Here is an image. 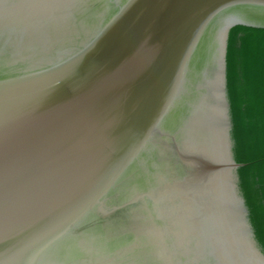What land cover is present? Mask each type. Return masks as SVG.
Segmentation results:
<instances>
[{
    "label": "water",
    "instance_id": "obj_1",
    "mask_svg": "<svg viewBox=\"0 0 264 264\" xmlns=\"http://www.w3.org/2000/svg\"><path fill=\"white\" fill-rule=\"evenodd\" d=\"M237 25L264 0H0V264H264Z\"/></svg>",
    "mask_w": 264,
    "mask_h": 264
},
{
    "label": "trees",
    "instance_id": "obj_2",
    "mask_svg": "<svg viewBox=\"0 0 264 264\" xmlns=\"http://www.w3.org/2000/svg\"><path fill=\"white\" fill-rule=\"evenodd\" d=\"M228 87L237 157L245 164L240 172L242 188L264 245V29L239 25L232 29Z\"/></svg>",
    "mask_w": 264,
    "mask_h": 264
}]
</instances>
